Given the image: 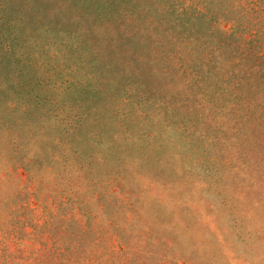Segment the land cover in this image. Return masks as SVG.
Listing matches in <instances>:
<instances>
[{
	"label": "rangeland",
	"instance_id": "obj_1",
	"mask_svg": "<svg viewBox=\"0 0 264 264\" xmlns=\"http://www.w3.org/2000/svg\"><path fill=\"white\" fill-rule=\"evenodd\" d=\"M0 264H264V0H0Z\"/></svg>",
	"mask_w": 264,
	"mask_h": 264
}]
</instances>
